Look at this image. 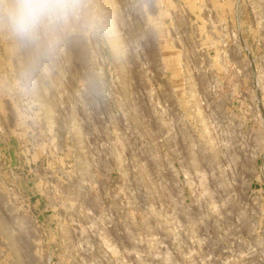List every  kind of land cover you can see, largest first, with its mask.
Listing matches in <instances>:
<instances>
[{
	"label": "rangeland",
	"instance_id": "374dc122",
	"mask_svg": "<svg viewBox=\"0 0 264 264\" xmlns=\"http://www.w3.org/2000/svg\"><path fill=\"white\" fill-rule=\"evenodd\" d=\"M88 3L0 31V264H264V0Z\"/></svg>",
	"mask_w": 264,
	"mask_h": 264
},
{
	"label": "clouds",
	"instance_id": "9594fccd",
	"mask_svg": "<svg viewBox=\"0 0 264 264\" xmlns=\"http://www.w3.org/2000/svg\"><path fill=\"white\" fill-rule=\"evenodd\" d=\"M88 0H0V31L20 45L55 53L73 29L93 28Z\"/></svg>",
	"mask_w": 264,
	"mask_h": 264
}]
</instances>
